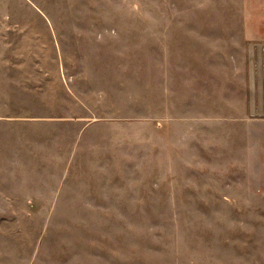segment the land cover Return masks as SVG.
Returning <instances> with one entry per match:
<instances>
[{"label": "rangeland", "instance_id": "374dc122", "mask_svg": "<svg viewBox=\"0 0 264 264\" xmlns=\"http://www.w3.org/2000/svg\"><path fill=\"white\" fill-rule=\"evenodd\" d=\"M0 264H264V0H0Z\"/></svg>", "mask_w": 264, "mask_h": 264}, {"label": "crops", "instance_id": "0c3cea01", "mask_svg": "<svg viewBox=\"0 0 264 264\" xmlns=\"http://www.w3.org/2000/svg\"><path fill=\"white\" fill-rule=\"evenodd\" d=\"M253 65H254V63L252 64V63L250 62V60H249V62L247 63V67H248L249 71H250V68H251Z\"/></svg>", "mask_w": 264, "mask_h": 264}]
</instances>
